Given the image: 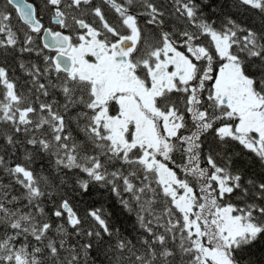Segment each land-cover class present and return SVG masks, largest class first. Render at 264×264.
Returning a JSON list of instances; mask_svg holds the SVG:
<instances>
[{
	"label": "snow or ice",
	"instance_id": "6c2138e0",
	"mask_svg": "<svg viewBox=\"0 0 264 264\" xmlns=\"http://www.w3.org/2000/svg\"><path fill=\"white\" fill-rule=\"evenodd\" d=\"M45 8L0 0V264H264V0Z\"/></svg>",
	"mask_w": 264,
	"mask_h": 264
},
{
	"label": "trees",
	"instance_id": "16d2710c",
	"mask_svg": "<svg viewBox=\"0 0 264 264\" xmlns=\"http://www.w3.org/2000/svg\"><path fill=\"white\" fill-rule=\"evenodd\" d=\"M42 15L44 14V11L41 10ZM37 44H40V46L42 47V44L40 43L39 39H37ZM25 59L26 60H33L35 61V54H32L31 56H28V54H25ZM15 73L17 76H23V73L20 71V69L18 68V66H15L14 68ZM46 163V162H45ZM113 201L109 202V205L113 204ZM108 207V211H112V208L110 206ZM118 208V206H117ZM117 215L119 216V220L117 221L115 218H113V222L115 223L116 227L120 228L122 231H129L131 232L132 230V220L126 219L127 214H120V212L117 213ZM254 259L259 258L261 256H264V245H257L256 248H254ZM93 255H95V253H93Z\"/></svg>",
	"mask_w": 264,
	"mask_h": 264
},
{
	"label": "flooded vegetation",
	"instance_id": "af4514ba",
	"mask_svg": "<svg viewBox=\"0 0 264 264\" xmlns=\"http://www.w3.org/2000/svg\"><path fill=\"white\" fill-rule=\"evenodd\" d=\"M32 1L35 6L38 8V10L41 12V10L44 11V14L40 13V17L42 19V22L45 24V26L49 27H56L55 25H52L50 23V15L48 13V10L45 8V0H30Z\"/></svg>",
	"mask_w": 264,
	"mask_h": 264
},
{
	"label": "water",
	"instance_id": "95a60500",
	"mask_svg": "<svg viewBox=\"0 0 264 264\" xmlns=\"http://www.w3.org/2000/svg\"><path fill=\"white\" fill-rule=\"evenodd\" d=\"M30 3H33L32 1L29 0Z\"/></svg>",
	"mask_w": 264,
	"mask_h": 264
}]
</instances>
